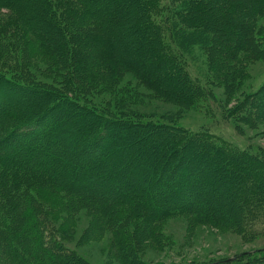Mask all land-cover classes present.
<instances>
[{
    "label": "trees",
    "instance_id": "16d2710c",
    "mask_svg": "<svg viewBox=\"0 0 264 264\" xmlns=\"http://www.w3.org/2000/svg\"><path fill=\"white\" fill-rule=\"evenodd\" d=\"M24 1L26 4V0H0V10L10 11L5 21L1 18L6 13L0 12V34L15 38L1 45L0 54L10 46V55L19 49L25 56L24 49L30 43L35 45L50 64L59 66L53 73L60 86L32 80L23 59L15 64L19 73L0 69V261L68 264L67 248L51 237L48 209L71 212L91 207L95 218L116 217V209L128 206L137 216H146L147 222L187 210L206 221H238L239 214L231 218L220 212L230 205L239 210L238 197L233 204L222 203L226 194L221 193L213 197V205L194 201L195 194L207 191L211 180L192 176L191 171L210 161L205 152L222 159L220 165L232 162L234 167L242 163L243 155L252 154L205 131L180 128L169 117L137 118L130 110L113 115L109 108H99L86 97L113 90L119 76L131 70L170 100L190 105L194 90L204 88L178 53L192 42L205 45L208 38H214L211 58L222 69L218 79L226 84L241 81L235 66L241 51L247 61L264 53V46L256 43L264 40V34L262 38L259 34L264 32V0H185L180 11L172 4L178 0H168L164 3L168 14L162 22L171 47L179 51L176 54L161 42L163 28L151 14L155 0H33L30 9ZM130 33L140 34L139 40L145 43L140 50L131 45ZM146 53L153 56L150 63L168 75V82L148 68ZM68 66L72 70L66 74ZM189 82L193 90L188 89ZM33 92L47 95L37 99ZM63 110L70 115L67 122L60 117ZM135 131L139 133L135 135ZM74 136L81 144L72 156L68 147ZM50 137L56 145L49 144ZM135 138H142L141 143L134 144ZM196 141L202 151L189 155L187 149ZM107 160L109 169H101ZM134 179L138 185L133 184ZM249 183L251 191L261 185ZM41 191L53 200L52 206L42 203ZM191 203L192 208H184ZM116 220L99 219L100 223ZM263 252L264 247L252 249L205 264H240V257L262 259Z\"/></svg>",
    "mask_w": 264,
    "mask_h": 264
},
{
    "label": "rangeland",
    "instance_id": "374dc122",
    "mask_svg": "<svg viewBox=\"0 0 264 264\" xmlns=\"http://www.w3.org/2000/svg\"><path fill=\"white\" fill-rule=\"evenodd\" d=\"M167 1L155 0L151 14L163 28L161 42L168 44L169 52L178 53V50L171 47L167 30L162 22L168 14L164 4ZM184 1L178 0L174 3L172 1L173 8L180 11L181 3ZM25 6L30 9L33 6V0L28 2L26 0ZM0 12L6 13V16L2 15L1 18L4 21L10 16L9 9H1ZM167 19L169 20V17ZM260 21L261 19L258 23ZM178 26L183 31H187L185 24L178 21ZM139 33L143 34V31L140 30ZM131 34L133 33H130L128 37L131 45L140 50L145 44L139 40L140 34H133L136 35L134 37ZM259 34L262 38L264 32ZM14 39L13 36L0 34V48L1 45ZM206 40L205 45L189 43L188 46L183 47L182 53H178L191 76L204 88L194 90L190 105H182L170 100L165 97V93L155 90V85L153 86L148 80L145 83L140 81V76L131 70L121 74L122 78L119 76L120 81L118 78V84L113 90L101 89L103 91L98 94L91 93L86 98L99 108H109L113 115L122 110H130L137 115V118L169 117L180 128L183 127L192 132L205 131L220 142L252 154L253 157L248 158L243 155L242 163L234 167L232 162L228 165H220L222 159L205 152V156L210 158V161L202 164L203 166H195L191 171L192 176L211 180L207 191L203 189L197 196L195 194L194 201L204 206L213 205V197H217L216 193H221V195L226 194L225 198L221 199L222 203L233 204L234 197H238L237 201L241 203L239 210L238 207L230 205L220 211L231 218L239 214L238 221L233 219L206 221L187 210L175 212L157 221L147 222L146 216H137L128 206L116 209V217L96 216L95 218L91 215L93 210L91 207H82L71 212L64 210L50 212L48 209L47 213L52 222L51 237L54 242H59L67 248L68 264H205L264 247V53L262 56L255 55L253 60L248 58L247 61L243 55L244 52L241 51L239 65L237 66L235 62L241 74L239 79L241 81L226 84L217 77L222 71L220 63L213 61L212 54L209 53V49L214 44V38ZM256 43L264 46L263 38ZM12 50L8 46L5 52L0 54L2 72L19 73L16 63L23 59L22 62L27 65L24 70H27L32 80H43L56 88L60 86V82H57L58 79L53 73L59 66L50 64L43 54L36 51L35 45L32 46L30 43L27 49H24L25 56L19 49L12 56L10 55ZM144 60L149 62L147 66L152 72L158 75L160 73V77L168 82V75L164 74L156 64L150 63L153 60L150 53L144 55ZM65 70L68 74L72 68L68 66ZM9 86L5 85V88L9 89ZM120 87H123L125 91H122ZM188 89L193 90L191 82ZM32 95L38 99L47 94L33 92ZM23 96L20 97L24 98ZM68 116L70 115L65 110L60 113V117L66 119L65 122L68 121ZM41 127L43 129L42 124ZM59 133L65 136L69 134L66 130H59ZM134 133L136 135L139 132ZM141 141L142 138L140 141L136 138L132 140L134 144ZM69 143V151L74 156L76 145L81 144L80 138L74 136ZM197 143V141L193 142L187 149L189 155L194 156L198 151H202ZM49 144L56 145L55 138L50 137ZM144 147L150 148L149 144ZM164 153H168V148L162 154ZM111 159L114 160L113 157ZM108 163L109 160L101 169L108 170L110 167ZM98 169L99 167L94 170L98 171ZM134 181L133 184L138 185L136 179ZM249 181L255 184L261 182L260 188L251 191ZM231 188L232 190L229 191ZM41 193L42 203L46 207L52 206L53 200L47 198L45 191ZM229 195L230 198H228ZM193 204L184 208H192ZM110 218H117L119 221L111 223L99 221L101 219L106 222ZM240 258V264H264V257L249 260L246 256ZM5 261L7 260H1L0 264H10Z\"/></svg>",
    "mask_w": 264,
    "mask_h": 264
}]
</instances>
